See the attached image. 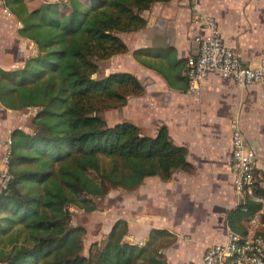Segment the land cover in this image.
Listing matches in <instances>:
<instances>
[{"label":"trees","instance_id":"16d2710c","mask_svg":"<svg viewBox=\"0 0 264 264\" xmlns=\"http://www.w3.org/2000/svg\"><path fill=\"white\" fill-rule=\"evenodd\" d=\"M155 1L167 0H2L21 24L17 33L35 51L20 66H0V104L36 109L31 132L14 127L9 134L11 178L0 194V264H132L141 257L160 264L147 253V242L123 240V219L87 254L80 251L83 228L68 225L69 205L92 211L95 199L112 189L132 190L146 176L167 179L175 168H190L185 148L170 140L164 125L146 135L131 121L109 125L101 115L142 86L127 71L93 76L96 60L125 51L117 32L142 27L140 12ZM155 52L140 47L131 53L140 61L141 55L172 56L173 49ZM253 190L263 203L244 198L237 204L227 217L235 231L244 232L241 220L259 209L264 224V187L255 182ZM260 234L264 238V230Z\"/></svg>","mask_w":264,"mask_h":264},{"label":"crops","instance_id":"0c3cea01","mask_svg":"<svg viewBox=\"0 0 264 264\" xmlns=\"http://www.w3.org/2000/svg\"><path fill=\"white\" fill-rule=\"evenodd\" d=\"M197 3L200 10L216 20L223 42L235 48L245 63L256 64L264 54V0H197ZM194 13L189 0L151 3L140 12L145 20L142 27L117 32L126 50L97 59L98 68L93 73L100 77L113 71H127L142 86L141 92L128 95L123 105L101 112L107 124L131 121L146 135H154L158 127L164 125L170 140L185 148V160L190 164L188 170L175 168L167 179L146 176L132 190L117 188L128 191L115 199L119 211L113 212L111 208L109 212L104 211L108 219H104L107 225L102 237L115 220L123 219L127 227L123 240L137 244L147 242V253L161 260L160 264L198 260L209 244L224 239L229 226L228 214L239 204L232 190L230 164V132L234 118L247 145L254 149V172L258 184L264 187V77L260 82L240 86L230 78L209 71L197 92L182 88L181 84H186L185 60L196 47L193 36L203 31L193 20ZM20 25L0 0V45H6L8 41L1 40L8 37L30 41L17 33ZM30 43L34 46L32 41ZM140 47L154 49L155 53L171 47L173 54L167 57L141 55L139 61L131 52ZM27 56L12 66H0H20ZM162 72L178 85L167 82ZM176 74L184 80L179 82ZM28 108H32L33 113L36 109ZM22 109L0 104V157L5 139L11 129L17 127L13 125L15 111ZM110 195L112 191L104 198ZM260 211H257L258 217ZM248 218L241 220L244 228ZM259 230H264L263 223ZM132 264L151 263L147 257H141Z\"/></svg>","mask_w":264,"mask_h":264},{"label":"built area","instance_id":"2783aa9c","mask_svg":"<svg viewBox=\"0 0 264 264\" xmlns=\"http://www.w3.org/2000/svg\"><path fill=\"white\" fill-rule=\"evenodd\" d=\"M189 2L191 9L195 11L193 20L203 31L193 36L195 51L187 56L184 63L187 92H197L202 78L209 71L230 78L240 86L260 82L264 77V54L254 65L245 63L235 48L223 42L216 20L198 8L197 0ZM231 123L230 164L233 193L239 203L244 198L263 203V197L253 190L257 182L253 161L254 149L247 145L237 119H232ZM4 144L0 157V194L4 192L11 178L7 166L9 136ZM261 224L256 211L247 219L244 232L227 226L224 239L209 244L198 260L184 259L173 264H264V238L259 230Z\"/></svg>","mask_w":264,"mask_h":264},{"label":"rangeland","instance_id":"374dc122","mask_svg":"<svg viewBox=\"0 0 264 264\" xmlns=\"http://www.w3.org/2000/svg\"><path fill=\"white\" fill-rule=\"evenodd\" d=\"M1 41H8L6 45H0V65L4 67L12 66L17 64L19 60L29 55L31 52L35 51L33 45L30 41L22 40L18 38L12 40L11 37L2 39ZM4 43V42H3ZM34 48V51H33ZM33 113L32 108H26L22 110L15 111V123L14 126L21 127L28 132H31L34 129V125L31 121V116ZM6 133V131H5ZM2 155V153H1ZM116 190V191H115ZM113 195L110 197H101L96 198L97 207L92 211H85L81 206L69 205V226H80L83 228L81 232V252L84 254L88 253V250L92 244H100L101 240L105 237H102V234L106 230L105 227L107 222L104 221L106 218L107 210L111 208L113 212L119 211V206L115 199L121 197V194H125L128 191H122L117 189H112ZM105 209V210H103ZM104 211H107L106 213ZM107 216H110L108 213ZM111 217V216H110ZM108 219V218H106Z\"/></svg>","mask_w":264,"mask_h":264}]
</instances>
